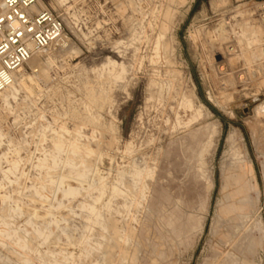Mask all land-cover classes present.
<instances>
[{
    "label": "rangeland",
    "instance_id": "1",
    "mask_svg": "<svg viewBox=\"0 0 264 264\" xmlns=\"http://www.w3.org/2000/svg\"><path fill=\"white\" fill-rule=\"evenodd\" d=\"M263 1L38 0L64 33L0 92V264H264Z\"/></svg>",
    "mask_w": 264,
    "mask_h": 264
},
{
    "label": "built area",
    "instance_id": "2",
    "mask_svg": "<svg viewBox=\"0 0 264 264\" xmlns=\"http://www.w3.org/2000/svg\"><path fill=\"white\" fill-rule=\"evenodd\" d=\"M38 0H0V92L13 82L15 73L36 53L47 49L64 33L62 21L48 9H33ZM262 28L264 63V1L256 11Z\"/></svg>",
    "mask_w": 264,
    "mask_h": 264
},
{
    "label": "bare ground",
    "instance_id": "3",
    "mask_svg": "<svg viewBox=\"0 0 264 264\" xmlns=\"http://www.w3.org/2000/svg\"><path fill=\"white\" fill-rule=\"evenodd\" d=\"M33 9H35V10H38L39 8H38V6L36 5V6H33ZM247 38H246V44H247V47H251L252 45H254V44H257V43H259L260 42V38H259V30H257L256 28H254L253 26H251V27H248V32H247ZM63 37V36H62ZM62 37L60 38V39H58L57 41H55L54 43H56V42H58L59 40L61 41V39H62ZM40 53V52H39ZM37 55V53L36 54H34L28 61H27V63H28V65L33 69V70H35L36 68H38L39 66H40V60H39V58H38V56H36ZM22 68L23 67H21V68H19L18 69V71L19 72H22ZM17 71V72H18ZM23 75V74H22ZM22 79V78H21ZM16 80V79H15ZM17 82V81H16ZM15 84V83H14ZM12 85V84H11ZM4 91V90H3ZM200 105V104H199ZM195 111H197V110H195ZM200 113V112H199ZM179 134V133H178ZM178 134L176 135V136H178ZM194 134H196V133H194ZM213 135V134H212ZM176 136L175 137H173V138H170L171 139V141L170 142H174L175 140H174V138H176ZM212 137V136H211ZM230 137V136H229ZM229 137H228V139H229ZM196 138V135H194V139ZM187 139V136L186 135H182V137H181V141H180V146H181V143L183 142V141H185ZM172 142V145L174 144ZM210 142V141H209ZM172 147H174V145L172 146ZM202 156V155H201Z\"/></svg>",
    "mask_w": 264,
    "mask_h": 264
}]
</instances>
